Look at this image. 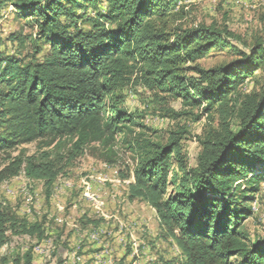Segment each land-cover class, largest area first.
Segmentation results:
<instances>
[{
	"label": "trees",
	"instance_id": "16d2710c",
	"mask_svg": "<svg viewBox=\"0 0 264 264\" xmlns=\"http://www.w3.org/2000/svg\"><path fill=\"white\" fill-rule=\"evenodd\" d=\"M186 1L196 0H13L17 18L36 32L12 36L20 49L29 43L24 56L0 55V155L46 138L75 140L78 149L108 145L132 133L126 125L140 127L123 109L125 88L164 94L182 105L176 118L211 123L192 168L181 153L183 130L165 144L136 140L129 200L155 211L181 264H264V237L250 241L244 230L264 182V43L243 52L226 28L184 26ZM227 48L228 63L198 64ZM21 172L50 188L59 168L47 158H13L0 165V183ZM7 224L16 225L14 216L0 205V248ZM41 228L22 232L40 240ZM11 264H34L31 251Z\"/></svg>",
	"mask_w": 264,
	"mask_h": 264
},
{
	"label": "rangeland",
	"instance_id": "374dc122",
	"mask_svg": "<svg viewBox=\"0 0 264 264\" xmlns=\"http://www.w3.org/2000/svg\"><path fill=\"white\" fill-rule=\"evenodd\" d=\"M12 1L0 10V55L22 57L30 52L29 43L20 49L12 36L26 38L36 29L17 18ZM183 6L184 26L226 28L237 38L231 45L243 52L256 41L264 43V0H196ZM233 58L227 48L213 51L198 64L210 69ZM247 86L252 88V81ZM123 95V109L140 127L126 125L132 133L125 131L108 145L93 142L78 149L75 140L46 138L0 155L1 168L13 158L32 157L47 158L59 168L50 188L24 172L0 183V205L16 224L6 226L8 242L0 248V264H11L13 257L27 251L34 264H181V253L165 236L155 211L141 199L129 200L138 158L132 145L136 140L165 144L170 133L183 130L181 153L192 168L200 153L198 138L211 121L176 118L173 113L184 110L179 101L164 94L153 97L142 86H129ZM251 206L254 215L244 223L250 241L264 237V182ZM34 224L41 225L44 238L22 232Z\"/></svg>",
	"mask_w": 264,
	"mask_h": 264
},
{
	"label": "built area",
	"instance_id": "2783aa9c",
	"mask_svg": "<svg viewBox=\"0 0 264 264\" xmlns=\"http://www.w3.org/2000/svg\"><path fill=\"white\" fill-rule=\"evenodd\" d=\"M134 264H138L137 262H133Z\"/></svg>",
	"mask_w": 264,
	"mask_h": 264
}]
</instances>
